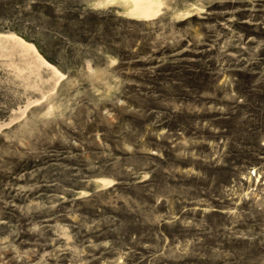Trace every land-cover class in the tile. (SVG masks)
<instances>
[{
    "label": "rangeland",
    "instance_id": "rangeland-1",
    "mask_svg": "<svg viewBox=\"0 0 264 264\" xmlns=\"http://www.w3.org/2000/svg\"><path fill=\"white\" fill-rule=\"evenodd\" d=\"M157 2L0 0V264H264V0Z\"/></svg>",
    "mask_w": 264,
    "mask_h": 264
},
{
    "label": "bare ground",
    "instance_id": "bare-ground-1",
    "mask_svg": "<svg viewBox=\"0 0 264 264\" xmlns=\"http://www.w3.org/2000/svg\"><path fill=\"white\" fill-rule=\"evenodd\" d=\"M130 4L133 5L134 12L136 14L142 15L143 17H149L156 13L158 9L157 0H127ZM134 15V14H133Z\"/></svg>",
    "mask_w": 264,
    "mask_h": 264
}]
</instances>
